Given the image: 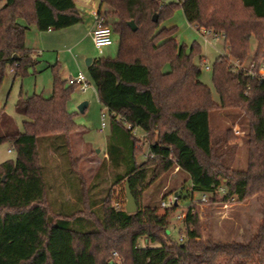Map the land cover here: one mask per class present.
<instances>
[{"label": "trees", "instance_id": "obj_1", "mask_svg": "<svg viewBox=\"0 0 264 264\" xmlns=\"http://www.w3.org/2000/svg\"><path fill=\"white\" fill-rule=\"evenodd\" d=\"M0 1L1 88L7 69L13 80L35 73L33 51L25 47L30 26L61 31L77 25L81 17L72 0ZM101 1L113 16L110 27L119 49L115 58H94L87 67V77L110 116L107 159L99 171L110 170L111 186L128 182L136 200L177 167L184 177L170 194L177 193V203L186 190L191 200L184 220L188 238L174 241L166 233L178 203L161 214L158 204H146L129 215L111 204L108 192L105 198L89 197L103 181L86 189L74 169L69 137L81 128L67 104L76 86L61 80L60 67L54 65L49 67L53 85L48 99L19 95L14 110L22 117L23 130L0 106V146L9 143L15 152L14 161L0 165V264H217L218 256L226 257L227 264L234 258L264 264V77L234 72L232 66L246 62L253 37L258 43L253 70L258 71L264 57V0ZM176 9L197 30L223 37L224 52L212 67L218 103L200 81L194 61L201 59L199 47L179 45L176 26H162ZM214 116L239 125L246 144L244 169L233 167L236 146L230 141L235 138L230 127L221 131L213 126ZM135 129L143 132L142 139L134 136ZM143 143L148 144L146 160L138 164L137 146ZM62 163L76 176L77 183H69L77 194L74 203L63 198L49 202L55 186H47L45 170ZM219 186L226 189L222 203L256 201L261 220L248 240L223 244L200 234L195 194ZM208 202L216 203L215 197ZM85 207L94 219L83 215ZM141 239L145 247L139 246Z\"/></svg>", "mask_w": 264, "mask_h": 264}, {"label": "rangeland", "instance_id": "obj_2", "mask_svg": "<svg viewBox=\"0 0 264 264\" xmlns=\"http://www.w3.org/2000/svg\"><path fill=\"white\" fill-rule=\"evenodd\" d=\"M178 1L179 0H162L164 4H170L171 2ZM3 5V1H0V8ZM102 13L105 14L106 21L111 26L114 22V19L113 16L109 13V8L104 6ZM171 25L176 26V41L179 45L190 47L193 44L199 47L201 59L199 60L198 57H196L194 61L200 67V81L210 90L213 101L218 103L219 97L215 92L213 86L212 67L219 55L223 54L224 52L223 37L219 34L217 40L214 42V35L210 34L205 39L202 34H200L196 29L192 28L188 23H186L184 14H182L181 9H176V11L174 10L171 18L162 23L163 27ZM69 31L71 30L60 32L52 31L51 33L38 32L40 36L38 40L35 41L34 46L40 48L39 50L41 51H39L38 53L36 48L33 49V58L36 60V66L34 67L35 73L31 71L27 76L23 78L16 77V79L13 80L11 71L7 69L6 75L2 80V85L0 88V101L5 104V112L12 117L18 129L23 130L22 117L16 114L14 110L16 102L19 98V93L26 92L31 95L32 89L36 82L45 87V89L48 86H51L52 88L53 81L51 69L48 68L47 73H40L37 71L44 66V63L47 60L55 58L56 56V50L52 48L55 47V43L52 39L55 34L69 33ZM63 36L65 37V40L64 38L62 39V41L64 42V44L62 45L65 47L64 49H61L62 45H59V48L57 49L60 51L65 50L66 52H68V58H63L62 55L61 61L58 60V63H56L55 65H58L59 67L63 66V68H65L66 70L69 69L70 75L72 77H75L78 72V67L75 64L72 55L69 53V49L67 48L71 47L74 39L70 38L69 34H64ZM249 44L250 51L246 62L243 63L244 66H248L249 64H251L253 55L258 45L253 37L250 39ZM57 45L58 44H56V47H58ZM80 47L87 49L89 53H91V55L89 56L82 55L79 57V64L82 73L85 75L86 80H88L91 87H89L85 91H82L80 88L76 87L71 93V97L67 105L68 111L74 114V122L76 126L81 128L80 131L72 133L69 137L71 157L76 161L74 169L76 170L77 174H79L81 180L84 182V187L86 189L89 187V182L103 181V183L100 185V190H97L101 192L98 193L97 199L100 197L105 198L108 192L111 204L118 203L119 208L125 210L126 204L124 185L116 184L111 186L110 183L112 181V176L110 170L105 169V171H99V167L102 164L100 162V158L105 152V147L107 145L106 139L110 131V116L108 111H106L100 104L97 95L93 91L94 83L87 77V66L85 64L86 59H94L104 56L115 58L119 49L117 34L115 33V35H113L112 42L111 44H109V46L103 47V53L101 54L96 48L91 46L88 39L84 40V42L80 44ZM70 49H72V47ZM73 54H75V51H73ZM261 61H264V57L260 58V62ZM206 66H208L210 69L206 70ZM259 67H261V65ZM60 71L62 72L61 68ZM60 71L59 76L61 77ZM47 90H45L43 94L46 95ZM82 103H86V108L83 110V112H79L78 107ZM101 122L105 124V128L102 129V132L100 131ZM211 123L214 127L218 126V130L221 131L225 127H230L232 137L235 138L234 140L230 141V145L236 146L232 165L237 170L244 169L247 163L246 144L243 141V133L242 131L240 132L239 125L232 124L229 119H226L222 116L212 117ZM236 129L239 130L238 135H235ZM134 136L137 139H142V131L140 129H137V132L134 134ZM80 137L83 142L87 143V146L83 145ZM147 146V143H143L141 147L137 146V148H139V150L141 151V154L136 156L137 161L144 162V160H146ZM9 150H11V152H8ZM14 159L15 152L13 151L12 146L9 143H3L0 146V165L2 164V162H5L7 160L14 161ZM52 163L53 160H50V165H52ZM51 168H53V166H50L49 169L45 170L48 187L52 184H66L71 183L72 181H75L77 183L76 176L75 174H72L70 172L67 163H62L60 167H56L54 170L49 171ZM160 177V180L157 181V183L153 185V187H150V189L141 193V195L136 200L134 199L137 209L138 207H145L146 204H151V206H155V204H158V214H161L165 209L162 208L161 201L174 196L170 193L174 188H176V186L180 184L184 176L173 169L168 174H163ZM159 184L160 187H158ZM188 185L189 184L186 183V187H188ZM48 195L49 202H55L54 198L51 197V193H48ZM194 198L198 199L199 195L195 194ZM221 198L222 197L215 198L216 203L208 202L205 205H200L197 202H193V210L198 218L200 234H202L203 238H208L210 236V238L214 242L223 244L231 241L241 242L248 240L251 235L254 234L256 226L261 220L256 201H254V199H248L244 202L238 203L237 201L230 200L222 203L220 202ZM69 199L75 201L72 195H69ZM190 202L191 200L187 196L186 190L182 191L177 202L178 207L176 209V212L169 218L170 225L168 228V232H170L171 238L174 241L179 239L180 234H185L186 236H188L187 232H184V230H186L184 221L178 220L176 219V217L180 213L185 214L187 212L189 207H191ZM70 203L74 202L71 201ZM83 215L91 220L94 219L93 216L89 214L86 207L84 208ZM74 227L75 225H73V228ZM188 230H192V228L189 227ZM148 245L150 247L157 246V244L154 243H149ZM139 246H146L143 239L139 241ZM216 263L227 264L226 257L218 256L216 259ZM228 264L252 263H249L248 261L245 262L243 258H234Z\"/></svg>", "mask_w": 264, "mask_h": 264}, {"label": "crops", "instance_id": "obj_3", "mask_svg": "<svg viewBox=\"0 0 264 264\" xmlns=\"http://www.w3.org/2000/svg\"><path fill=\"white\" fill-rule=\"evenodd\" d=\"M72 1H74L76 11H77L79 17H81V21L79 23H77V25H75V26H72V27H69V28H65V29H61V31L71 30V31H69V33H62V34L59 33V34H55V36L52 38L53 41H54V43H55V47H52V48L56 50V56H55V58H51L50 60H47L44 63V66L40 70H38L37 72H40V73L41 72H46L47 73V69L49 67L54 66L56 63H58V60L61 61V56L62 55H63L62 56L63 58H66L68 56V52H66L65 50H62L63 51L62 52V51H60V50L57 49V48H59V45L64 44V42L62 41L63 38L65 40V37L63 36L64 34H69L70 35V38L74 39V42L71 45L72 49H70L71 47H67V48L69 49V53L72 55V57L74 59V62H75V64L78 67V72H82L81 67H80V64H79V57L82 56V55H85V56L91 55V53H89V51L87 49L81 48L80 47V44L83 43L84 40L88 39L89 40V43L92 46V42H91V38H90V34H91L90 31L93 28V25H94V22H95V19H96V15L98 14L99 11L103 12V7L104 6L101 5V2H102L101 0H72ZM171 26H173V25H171ZM171 26H166V27H171ZM191 27L194 28V29H196L194 26H191ZM197 31L199 32V30H197ZM38 32H41V31H38L35 26H30V28L26 32L25 47L28 50H30V51L31 50L33 51V49L36 48L37 51H38V53H39V51H41V50H39L40 48H38L37 46L36 47L34 46L35 45V41H37L38 38H39V36H40L38 34ZM51 32H52V30H46V33H51ZM56 44H58L57 45L58 47H56ZM64 47L65 46L62 45V48L61 49H64ZM73 51H75V54H73ZM104 57H109V56H104ZM86 60H88V59H86ZM89 60H91V62H92V60H94V59H89ZM60 68H61L62 72L60 71L61 72L60 73L61 77L60 76L59 77L62 80L68 81L67 79L73 78L70 75V70L69 69L66 70L65 68H63V66H60ZM78 72H77V74H78ZM52 85H53V82H52ZM45 90H47L46 91V95L43 94V92ZM93 91L96 94L95 87L93 88ZM51 93H52L51 86H48L45 89V87H43L41 84H39L38 82H36L35 85H34V87H33V89H32L31 95L29 93H26V92L25 93L20 92L19 95H21L23 97H31L33 94H36V95L39 94L42 97H45V98L48 99V97H50ZM0 106L3 107V109L5 111V104H3L2 101H0ZM104 128H105V124H104V127L101 126L100 131L102 132V129H104ZM136 132H137V129L134 130L133 134H135ZM142 136H143V132H142ZM80 139H81V137H80ZM81 142L83 143V145H86L87 146V143L83 142L82 139H81ZM106 159L107 158H106V147H105V152L103 153V156L100 158V162L102 163ZM137 163L139 164L141 162L137 161ZM53 185L55 187L52 190L53 193H51V197L56 198L57 201H60L63 198L64 201H65V203L68 200H70V201H68L69 203L71 201L74 202L72 199H69V195H72L73 198H75V196L77 194H76V192L75 193L72 192L73 189L70 190L69 183H66V184H53ZM88 185L91 187V186L94 185V182H89ZM98 193H99V191H97V190L90 191L89 197L92 199L93 196H97ZM89 197H84V198H85V200H87ZM145 244H146V242H145Z\"/></svg>", "mask_w": 264, "mask_h": 264}, {"label": "built area", "instance_id": "obj_4", "mask_svg": "<svg viewBox=\"0 0 264 264\" xmlns=\"http://www.w3.org/2000/svg\"><path fill=\"white\" fill-rule=\"evenodd\" d=\"M90 38H91V42H92V46L94 48H96L100 54L102 53V49L103 47L109 46V44H111L112 42V37L114 35V33L111 31V27L110 25L107 23L106 18L104 16H101L99 14L96 15V19L93 25L92 30L90 31ZM200 34H202V36L205 37V39L207 38L208 35L212 34L214 35V42L217 40L219 35H215L213 33H211L210 31H207L205 29L200 30L199 31ZM261 67H259L257 73L254 72V63L251 62V64H249L248 66H244L243 64H241L238 61H235L232 63L233 66V70L234 72L237 71H244L247 75H252V76H260V77H264V61L260 62ZM206 70H209L210 68L208 66L205 67ZM67 84L70 86H76L77 88H80L82 91L87 90L90 87V83L88 82V80H86L85 75L82 72H78V74L73 77V78H69L67 79ZM102 127H104V123L101 122L100 124ZM235 131V130H234ZM239 134V130L236 129L235 131V135ZM8 152H11V150H9ZM175 171L178 170V168L176 167L174 169ZM226 194V189L224 186H219L217 188H215L212 192H208V193H204L199 195L198 200L196 201L198 204L200 205H205L208 203V199L211 196H214L215 198H219V197H223ZM230 201V200H228ZM232 201V199H231ZM175 202V199L173 197H170L166 200L161 201V206L162 208H167L172 206ZM116 208H119V205L117 203L114 204ZM193 214V211H192ZM186 213H180L177 215L176 219L178 220H182L184 221L186 218ZM188 236H186L185 234H181L179 237V242H183L185 240H187ZM117 257V261L119 262L120 259L118 256Z\"/></svg>", "mask_w": 264, "mask_h": 264}, {"label": "water", "instance_id": "obj_5", "mask_svg": "<svg viewBox=\"0 0 264 264\" xmlns=\"http://www.w3.org/2000/svg\"><path fill=\"white\" fill-rule=\"evenodd\" d=\"M153 22H156V15L153 17ZM128 25L132 31H135V27H134V24L132 22H130ZM90 63H91V60H89V59L86 60V62H85L87 67H89L91 65ZM85 107H86V103H82L81 105H79L78 111L83 112ZM124 189H125V204H126L125 205V213L130 215L131 213H135L137 211V206L134 202V198H133L131 189H129V187H128V182H125ZM176 196H177V193L174 194L175 200H176ZM175 205H177V203H175ZM167 233H168V231H167ZM110 264H112V262H110Z\"/></svg>", "mask_w": 264, "mask_h": 264}]
</instances>
